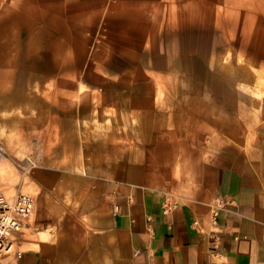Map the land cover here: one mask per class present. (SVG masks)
<instances>
[{
  "label": "crops",
  "instance_id": "obj_1",
  "mask_svg": "<svg viewBox=\"0 0 264 264\" xmlns=\"http://www.w3.org/2000/svg\"><path fill=\"white\" fill-rule=\"evenodd\" d=\"M95 56L83 81L137 119L76 131L82 150L38 179L33 240L19 235L0 264H264L262 108L240 106L244 92L217 70L193 72L175 103L161 89L166 102L155 103L153 90L131 86L132 65ZM214 75L224 93L208 90ZM218 197L231 203L214 219Z\"/></svg>",
  "mask_w": 264,
  "mask_h": 264
},
{
  "label": "rangeland",
  "instance_id": "obj_2",
  "mask_svg": "<svg viewBox=\"0 0 264 264\" xmlns=\"http://www.w3.org/2000/svg\"><path fill=\"white\" fill-rule=\"evenodd\" d=\"M215 1L1 0L9 26H0V97L15 95L25 72L34 101L0 105V194L36 196L39 177L48 181L82 150L77 130L114 117L135 123L139 112H119L112 94L83 81L98 52L132 65L131 86L153 90L155 103L166 102L161 89L175 103L193 72L217 70L244 92L235 97L240 106L263 112L264 0ZM30 227L24 235L33 240Z\"/></svg>",
  "mask_w": 264,
  "mask_h": 264
},
{
  "label": "built area",
  "instance_id": "obj_3",
  "mask_svg": "<svg viewBox=\"0 0 264 264\" xmlns=\"http://www.w3.org/2000/svg\"><path fill=\"white\" fill-rule=\"evenodd\" d=\"M230 202L225 197H218L213 204V218L216 219L218 211L224 209ZM35 198L28 194H18L7 197L0 194V258L14 252L17 237L24 234V230L31 226ZM173 209L168 204L165 212ZM18 255L20 253L17 252Z\"/></svg>",
  "mask_w": 264,
  "mask_h": 264
},
{
  "label": "bare ground",
  "instance_id": "obj_4",
  "mask_svg": "<svg viewBox=\"0 0 264 264\" xmlns=\"http://www.w3.org/2000/svg\"><path fill=\"white\" fill-rule=\"evenodd\" d=\"M13 2L12 3H15L16 5L18 4V2L20 1V0H12ZM217 1V0H216ZM215 1V2H216ZM230 1V0H229ZM233 1V0H232ZM241 1H243V0H241ZM11 3V4H12ZM235 3V2H234ZM214 4V3H213ZM217 4V3H216ZM220 5H221V2H220ZM222 6V5H221ZM234 6V5H233ZM31 8H32V6H30ZM213 7H215V6H213ZM225 7V6H224ZM33 8H34V6H33ZM218 8V7H217ZM233 8V7H232ZM224 9V8H223ZM237 9H238V6H237ZM251 9V8H250ZM239 11H241V10H239ZM229 14V13H228ZM23 26H26V25H23ZM32 30V29H31ZM32 32H34V31H32ZM170 59V58H169ZM169 61H171V60H169ZM173 61V60H172ZM0 62H2V61H0ZM177 63H178V61L176 62V65H177ZM2 66H3V64H1ZM1 65H0V73H1V71H2V67H1ZM18 69H20V70H23V71H25L27 68H26V66L25 65H21V66H18V68H17V70ZM19 70V71H20ZM15 74V73H14ZM13 75V74H12ZM18 75V74H17ZM14 76V75H13ZM16 78H18V77H16ZM16 81V80H15ZM18 84V85H17ZM17 84H16V87H17V89H16V93H15V95H10V96H5V95H3L2 96V94H1V96L2 97H0V105H10V104H12V103H14V102H16V101H18V100H23V101H28V100H31V101H34V100H32L31 99V97L29 96V94L26 92L27 90H28V87L30 86V80H29V77L25 74V72L23 73V75L21 76V77H19V79H18V82H17ZM13 85H15V84H13ZM207 87L209 88V89H211V90H213L214 92H218V94L219 93H224V89H225V87H224V85H222L221 84V81H220V78H217V76H213V77H211V78H209V83L207 84ZM12 89H13V86H12ZM13 92V91H12ZM229 94V93H228ZM6 95H8V94H6ZM152 100V99H151ZM150 101V100H149ZM146 102V103H149L150 105H151V102ZM2 105V106H3ZM149 105V106H150ZM1 107V106H0ZM2 108V107H1ZM7 108V107H6ZM137 108L139 109V107L137 106ZM151 108V107H150ZM137 109V110H138ZM136 111V110H135ZM134 111V112H135ZM136 114V113H135ZM137 115V114H136ZM139 115V114H138ZM151 127V126H150ZM152 129H153V127H152ZM161 129V128H160ZM166 129V128H165ZM158 131H160V130H158ZM169 132V131H168ZM141 133H144L145 134V132H141ZM161 132H159V134H160ZM167 133V132H166ZM141 135V134H140ZM142 136H143V134H142ZM159 136H161V134L159 135ZM162 137V136H161ZM171 138H172V136H170ZM167 138H168V140H169V136H167ZM170 138V139H171ZM143 139H144V136H143ZM144 140H146V139H144ZM170 141H172V140H170ZM176 144V143H175ZM179 148V147H178ZM176 149V148H175ZM177 150V149H176ZM179 150V149H178ZM180 151V150H179ZM177 153L179 154V152L177 151ZM180 155V154H179ZM166 162V161H165ZM171 162V161H170ZM174 162V161H173ZM176 162V161H175ZM167 165V164H166ZM169 165V164H168ZM171 165H172V163H171ZM176 165V164H175ZM189 165V164H188ZM169 175V174H168Z\"/></svg>",
  "mask_w": 264,
  "mask_h": 264
}]
</instances>
